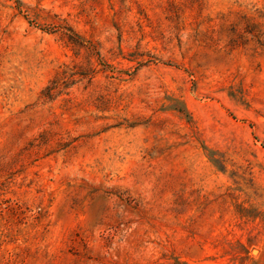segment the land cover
<instances>
[{"label": "rangeland", "instance_id": "rangeland-1", "mask_svg": "<svg viewBox=\"0 0 264 264\" xmlns=\"http://www.w3.org/2000/svg\"><path fill=\"white\" fill-rule=\"evenodd\" d=\"M0 264H264V0H0Z\"/></svg>", "mask_w": 264, "mask_h": 264}]
</instances>
